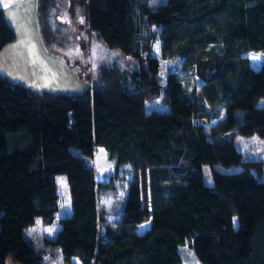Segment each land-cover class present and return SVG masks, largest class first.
I'll use <instances>...</instances> for the list:
<instances>
[{"label": "trees", "instance_id": "obj_1", "mask_svg": "<svg viewBox=\"0 0 264 264\" xmlns=\"http://www.w3.org/2000/svg\"><path fill=\"white\" fill-rule=\"evenodd\" d=\"M61 10L139 67L103 65L96 85L79 95L33 92L0 78V264H40L24 231L38 219L55 222L60 175L71 216L45 242L66 264H180L182 246L201 264H264V182L256 177L264 161L244 160L232 139L264 140V107H256L264 64L255 69L246 57L264 55V0H37L51 54L62 43L53 25ZM14 39L0 10V51ZM154 41L160 60L178 64L163 87ZM158 99L169 112L147 114L145 105ZM97 148L133 174L114 220L103 219L101 184L83 163Z\"/></svg>", "mask_w": 264, "mask_h": 264}, {"label": "rangeland", "instance_id": "obj_2", "mask_svg": "<svg viewBox=\"0 0 264 264\" xmlns=\"http://www.w3.org/2000/svg\"><path fill=\"white\" fill-rule=\"evenodd\" d=\"M165 2L166 0H148L150 5H160L165 4ZM53 25L55 30L58 31V37L62 40V43L59 48L51 46L52 52H55L56 55L62 58L68 66L72 68L77 67L81 80L89 83L91 88L96 85L98 71L103 65H113L124 72L138 69L139 60L125 56L117 49L106 47L95 37L94 32L88 30L83 18L72 20L68 17L66 11L61 10L53 18ZM150 55L153 58L159 59L157 41H154ZM253 56L260 57V59L254 60L252 59ZM246 57L251 60L252 66L255 69H259L264 64V55L247 54ZM159 62L158 78L160 85L163 87L168 70L170 69L172 72L176 71L178 64L160 59ZM187 78L191 80L193 77L188 75ZM256 107H264V99L260 100ZM152 111L168 113L169 109L158 99L151 104L145 105V112L147 114H150ZM238 118L241 120L239 113ZM193 123L203 125L207 122L206 120H193ZM228 137L231 139V132L228 133ZM232 139L236 151L241 154L244 160L264 161V140L256 136L245 138L237 134ZM72 153L79 156L76 149H72ZM83 163L93 171L96 183L101 184L98 192L100 194L99 206L106 212L103 219H116L118 206L124 202L129 184L133 181L131 169L124 166L117 170L115 160L111 159L102 148L96 149L92 159L83 158ZM214 169L223 174H234L241 170L240 167L224 168L221 166H215ZM256 177L261 182H264V170ZM202 180L205 185H212L210 167L204 166L202 168ZM55 182L58 194V213L56 214L55 222L50 226H43L41 220L38 219L34 226L24 231V239L41 256L40 264H66L60 251L51 249L45 242V240L55 238L60 229L59 221L71 216V202L65 176H57ZM233 227L234 229L237 228L236 219L233 220ZM147 228L148 224H143L139 227L138 233H143ZM178 254L180 256V264H201L195 256L193 249L188 246L180 247ZM70 264H79V262L76 259H72Z\"/></svg>", "mask_w": 264, "mask_h": 264}, {"label": "crops", "instance_id": "obj_3", "mask_svg": "<svg viewBox=\"0 0 264 264\" xmlns=\"http://www.w3.org/2000/svg\"><path fill=\"white\" fill-rule=\"evenodd\" d=\"M0 10L15 35L0 51V78L33 92L79 95L87 91L90 84L81 80L78 68L68 66L43 44L37 0H0Z\"/></svg>", "mask_w": 264, "mask_h": 264}, {"label": "snow or ice", "instance_id": "obj_4", "mask_svg": "<svg viewBox=\"0 0 264 264\" xmlns=\"http://www.w3.org/2000/svg\"><path fill=\"white\" fill-rule=\"evenodd\" d=\"M252 59H260V57L253 56ZM235 222V221H234Z\"/></svg>", "mask_w": 264, "mask_h": 264}]
</instances>
